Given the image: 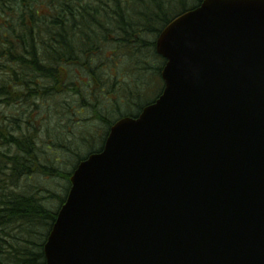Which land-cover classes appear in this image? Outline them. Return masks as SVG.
Wrapping results in <instances>:
<instances>
[{
	"label": "water",
	"instance_id": "1",
	"mask_svg": "<svg viewBox=\"0 0 264 264\" xmlns=\"http://www.w3.org/2000/svg\"><path fill=\"white\" fill-rule=\"evenodd\" d=\"M155 48L162 94L75 168L45 264H264V0H203Z\"/></svg>",
	"mask_w": 264,
	"mask_h": 264
},
{
	"label": "trees",
	"instance_id": "2",
	"mask_svg": "<svg viewBox=\"0 0 264 264\" xmlns=\"http://www.w3.org/2000/svg\"><path fill=\"white\" fill-rule=\"evenodd\" d=\"M201 2L0 0V107L19 103L24 109L22 119L20 115L0 113V143L5 140L4 145L0 144V264H45L43 244L64 203L70 175L81 160L101 150L108 132L101 136L98 150L82 156L68 146L71 140L66 144L64 126L67 127L78 113L96 108L95 102L101 93L114 89L113 84L119 86L118 74L111 72L115 71V64L127 56L135 66L133 70L139 74L138 85L143 89L152 81L142 94L138 92L139 87H135L134 98L139 101L151 95L152 99L139 106L136 113L120 118L135 117L143 106L152 102L162 91L160 73L165 63L155 52V39L171 20ZM70 67L74 72L70 73ZM108 69L111 72L104 73ZM75 71H81V75L68 80L67 75L73 78ZM143 74H149L150 79L141 80ZM116 76V81L107 84ZM27 80L33 83L32 89L38 90L39 96L32 90L27 91ZM19 83L23 86L21 90L16 89ZM60 87L63 89L59 90ZM54 92V97L59 95L60 103L54 117L56 126L47 133L49 141L36 145L26 139L20 143L15 134L22 124L29 126L30 108L35 105L31 104L32 99H44L43 96L55 99L51 96ZM119 105L116 102V108ZM91 114V121L96 122L97 111ZM104 118L101 117L103 125L108 121L112 125L115 121ZM33 131H36L34 126ZM49 150L65 154L67 160V154L72 155V169L60 170L66 159L48 158ZM35 172L53 184L56 179L64 181L67 186L64 193L59 195L44 186L35 187L29 193L20 191L17 185L22 178H29ZM52 202H56L58 208L51 209Z\"/></svg>",
	"mask_w": 264,
	"mask_h": 264
},
{
	"label": "rangeland",
	"instance_id": "3",
	"mask_svg": "<svg viewBox=\"0 0 264 264\" xmlns=\"http://www.w3.org/2000/svg\"><path fill=\"white\" fill-rule=\"evenodd\" d=\"M122 61V60H120ZM130 59L127 57L123 58L122 62H118L114 66L115 71H110V69L104 71V73L111 72V73H117L118 77L120 79L119 86L114 85V89H110V91H106L101 93V97L97 99V102H95V105L97 106L94 109L86 110L81 113H78L74 117V120H71V123H68L67 127H65L66 135L63 134L66 144L68 145V140H71V144L68 146H72L73 150L78 152L77 154H82V156L88 155L89 152L98 150L101 146V139L104 137L106 132L108 131L111 122L108 121L107 124L102 123L101 117H107L109 119H112V121L120 118L122 115H128L136 113L139 109L138 107L143 105L144 103L150 101L152 96H147L146 98H143L139 101H136L135 94L136 90L135 87H139L138 92L143 93L144 88L148 87L152 84V81H148L147 84H145L144 88L140 87L138 85V72H135L133 69L135 66L130 63ZM73 71V69L70 67V73ZM74 72V71H73ZM69 73V72H68ZM63 74V72H62ZM64 75V74H63ZM81 75V71H75L73 78H71V74H68V80L75 79L77 76ZM106 78L109 76L105 75ZM141 80H144L145 82L150 79L149 74H143L140 76ZM109 79V78H108ZM117 76L113 78L112 80H108L107 84L113 83L116 81ZM70 82V81H69ZM42 84L44 82H41ZM13 86H15V83L11 82ZM62 84V83H61ZM33 83L30 80H27L25 83V87L27 91H31L36 95L39 96V91L36 89H32ZM23 88L22 85H19L16 87L17 90H21ZM30 89V90H28ZM63 87H60L59 90H62ZM58 90V89H57ZM29 92H26L28 94ZM43 93V92H42ZM138 93V94H139ZM45 94V93H43ZM55 94L52 93L51 96ZM65 95H68V93H65ZM44 99L34 97L32 99L31 104H35L34 107L30 108L31 115L28 117L29 126L26 124H22L19 132L15 134L16 139L19 140L20 143L24 142V140H30L34 141V144L40 145L44 142L49 141V137H47V133L52 130L56 125V120L54 117H56V107L60 103V97L57 95V97H54L55 99H52L50 96H43ZM138 99V98H137ZM131 101V102H130ZM136 101V102H135ZM10 102V101H9ZM116 102H118L120 105L116 108ZM128 102V103H127ZM135 102V103H133ZM16 105H13V103L10 105L1 106L0 107V113L5 114L7 116H18L20 115V118L22 119L24 113L22 112L24 109L21 107L19 103H15ZM136 104V105H135ZM27 108V105H25ZM38 107V109L36 108ZM36 108V109H35ZM97 111V114L94 116L95 121H91L93 115L91 114L92 111ZM41 115H45L44 117H41ZM105 120H108L104 118ZM91 121V122H90ZM33 126L36 129V131H33ZM44 131V134L42 133ZM17 132V129H16ZM33 138H30V137ZM102 136V137H101ZM101 137V138H100ZM48 138V139H47ZM5 143V140L2 141ZM3 143H0L1 145H4ZM48 147V146H47ZM52 150V147H49ZM84 155V156H85ZM47 157L55 159L57 158H65V154L61 152H51L50 150L47 152ZM66 162L61 165L60 170L62 171H70L73 166V156L67 154ZM41 173L35 172L34 175H32L29 178H22V180L19 182L18 189L20 191L24 192H32L35 187L44 186L45 189L54 190L55 193L62 195L64 193V189H66V183L64 181H60L59 179L55 180V183L53 184V181L51 180H45L43 176L40 175ZM66 186V187H65ZM36 189V188H35ZM51 209L58 208V204L56 202H52Z\"/></svg>",
	"mask_w": 264,
	"mask_h": 264
}]
</instances>
